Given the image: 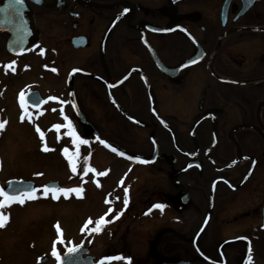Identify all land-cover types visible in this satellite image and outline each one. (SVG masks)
Instances as JSON below:
<instances>
[{
    "label": "flooded vegetation",
    "instance_id": "flooded-vegetation-1",
    "mask_svg": "<svg viewBox=\"0 0 264 264\" xmlns=\"http://www.w3.org/2000/svg\"><path fill=\"white\" fill-rule=\"evenodd\" d=\"M0 10V142L14 122L28 127L39 154L74 177L76 186L60 188H82L78 230L56 243L61 257L77 247L67 262L121 256L129 259L110 264H249L250 256L260 264L264 0H0ZM65 116L88 141L74 156L75 173L63 153H77ZM99 151L117 167L89 163ZM5 161L0 153V187L14 179L38 189L37 199L13 208L59 202L43 194L54 180L20 167L18 177H7ZM91 165L96 172L84 174ZM77 196L61 194L60 202ZM101 216L108 223L90 231ZM39 242L38 253L32 241L15 264H59L50 238Z\"/></svg>",
    "mask_w": 264,
    "mask_h": 264
},
{
    "label": "rangeland",
    "instance_id": "rangeland-1",
    "mask_svg": "<svg viewBox=\"0 0 264 264\" xmlns=\"http://www.w3.org/2000/svg\"><path fill=\"white\" fill-rule=\"evenodd\" d=\"M8 95L9 92L6 100ZM6 100L3 102V105L9 110ZM12 114L13 112L10 110L5 115ZM3 119L6 120L4 117ZM115 129L117 128L115 127ZM122 130L125 133V129L123 128ZM4 135L6 138L0 142V153L3 155V159H6L5 162H8V166L12 167L5 172V176L11 178L18 177L20 175L18 171L20 170L17 169L20 167L25 170L21 172L24 175H28L30 172L40 173L39 178L41 181L54 180L60 183L61 186H76V183L70 182L74 177L69 173L67 175L66 170L58 159H54L52 155L39 154L40 151L35 148V144L33 143L34 138L28 127L18 126L14 122L12 128ZM99 152L96 160L89 158L88 162L102 169L107 166L108 168L117 167L109 158L110 156L103 154L102 151ZM94 165L91 166L96 168ZM85 192L89 193V190ZM73 194L77 195L75 192ZM81 195L82 192L76 198H69L66 202H60V199L55 204L35 202L25 204L24 207L19 208L15 205H13L14 208L12 206L6 207L4 212L9 216V220L8 225L5 224L6 226L0 230V264L21 263L22 259L29 252L27 244L32 241L36 242V253H38L39 245L41 246L39 242L41 237H48L54 243V239L58 237L55 227L57 223L62 231L63 243H66L69 236L76 232L79 227L81 214L78 212L77 200L81 199ZM237 224H229L227 228V225H224L223 231H233ZM58 244L62 243L58 242ZM262 253L260 264H264V254L262 255Z\"/></svg>",
    "mask_w": 264,
    "mask_h": 264
},
{
    "label": "snow or ice",
    "instance_id": "snow-or-ice-1",
    "mask_svg": "<svg viewBox=\"0 0 264 264\" xmlns=\"http://www.w3.org/2000/svg\"><path fill=\"white\" fill-rule=\"evenodd\" d=\"M37 2H39V0H37ZM10 4L22 6L24 4V0H10ZM0 11H2V10H0ZM14 11H15L16 15H20L18 9L14 10ZM125 11H127V9H125ZM14 63H15V61L12 62V64H14ZM5 67H11V65H6ZM53 71H55V69H53ZM49 99L55 100L57 98L56 97H50ZM40 103H41V101H36L35 106L39 107ZM61 103H64V102L61 101ZM20 104H21V108H26V102L24 99V93L23 92L20 94ZM54 111H55V109H54ZM61 113L63 114L62 109H61ZM21 119H23V116L21 117ZM64 119L67 122L66 126L69 129L67 134L73 138V144L77 146V153H75L73 155H69L67 148L63 149V153L65 154L66 158L69 160V164L72 168V171L75 173L77 169H76V161L74 160V156L78 155L79 145L88 143V141L82 140L77 135V133L75 132L74 126L72 125V122L70 120H68L67 116H65ZM5 124H6V121H0V130H2L4 128ZM53 127L57 131H59V129L62 126L59 124H56V125H53ZM36 130L40 134V138L43 141L44 140V133L40 130V128L38 126H37ZM44 150L45 151L49 150L46 145L44 147ZM113 150L116 151V149H113ZM89 171H92L93 173L96 172V170L94 168H90V167L86 166L84 169V174H87V172H89ZM105 174L106 173H104V172L98 173V175H105ZM37 175H41V174L37 173ZM8 183H9V186L11 187V185H13L14 183H17V182L16 181H9ZM97 184L99 186L98 182H97ZM37 191H38V189L35 187H16V188H11L10 191H7L4 188L0 187V228L4 227L5 224L9 220V216L7 214H5L3 209L6 207H10L14 203H18L20 205H23L28 200L37 199L38 198L36 195ZM72 192H75V193H77V195H79L82 192V188H79V187L78 188H59V187H50L48 185L43 186V194L45 196H47L49 193H51L53 199H59V196L61 194H63L65 197H67L68 194L72 193ZM127 192H128V190L125 189V200H124L125 205H127V203H128ZM106 203H110V202L106 201ZM153 207L159 208L161 211H163L164 205L156 204V205H153ZM109 211H111V208L109 209ZM91 223H93V221L91 220V218H89V220L86 222L84 227L86 228L88 226V224H91ZM105 223H108V221H106L104 219V216L99 217L95 221V227L90 229V231L99 232L102 229V225ZM55 227H56V230L58 233V237H57V241L53 243L52 255L56 258V260L58 262H60L61 261V255L59 254V252L56 249V243L57 242L63 243L62 231H61L58 223L55 225ZM82 231H83V229H82ZM76 251H77V247H72V248L68 249V253H75ZM250 252H251V249L249 248V253ZM121 259L127 260L129 258H124L121 256H105V257L101 258V260L99 261V264H110V262L113 260H121ZM249 264H251V257L250 256H249Z\"/></svg>",
    "mask_w": 264,
    "mask_h": 264
},
{
    "label": "water",
    "instance_id": "water-1",
    "mask_svg": "<svg viewBox=\"0 0 264 264\" xmlns=\"http://www.w3.org/2000/svg\"><path fill=\"white\" fill-rule=\"evenodd\" d=\"M85 125L87 126V128L89 129V130H91L90 129V127L85 123ZM107 147L109 148V149H111V150H113V149H116L115 147H113V146H111V145H107ZM116 152H119V153H122L120 150H118V149H116ZM132 159H134V160H141V161H143L142 159H139V158H136V157H131ZM12 181H16V180H12ZM17 183H14L13 185H11V187L9 186V183L7 182V183H5V185L2 187V188H4L5 190H7V191H10L11 190V188H16V187H35V184L32 182V181H16ZM44 185H48V186H50V187H57V183H53V182H49V183H46V184H44ZM43 185V186H44ZM262 224L264 225V208H263V211H262ZM78 251V250H77ZM75 252V253H68V252H66L62 257H61V261L59 262V264H71V263H69V262H67L68 261V259L70 258V257H72V255H74V254H76V253H78V252ZM178 264V263H177Z\"/></svg>",
    "mask_w": 264,
    "mask_h": 264
}]
</instances>
